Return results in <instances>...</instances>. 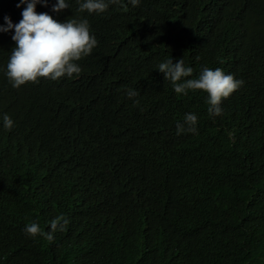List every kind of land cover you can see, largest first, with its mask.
<instances>
[{
    "label": "clouds",
    "instance_id": "obj_1",
    "mask_svg": "<svg viewBox=\"0 0 264 264\" xmlns=\"http://www.w3.org/2000/svg\"><path fill=\"white\" fill-rule=\"evenodd\" d=\"M143 1L2 0L0 10L6 12L0 23L4 76L17 89L39 81L76 80L84 63L92 62L88 81L67 100L66 110L69 130L89 148L105 134L106 122L143 104L140 93L151 96L152 115L162 119L170 135L182 117L167 110L171 89L176 94L202 95L208 115L223 124L218 132L193 141L209 138L204 150L182 171L179 192L172 191L171 182L162 174L148 172L151 163L163 160L149 142L125 167L119 182L140 194L128 193L116 203L123 216L121 248L145 238L162 216L150 198L151 190L157 189L167 201L174 227L185 237L202 234L190 240L192 258L186 264H228V251L256 253L248 233L257 223L256 208L264 206V75L251 85L229 68L241 69L246 63L239 56L251 57L261 44L255 33H248L249 41L239 45L228 18L211 19L194 6L183 13L186 38L180 48L170 45L163 35L134 45L128 18ZM222 1L233 11L243 5L253 14L264 13V0ZM116 9H122L118 16ZM106 11L110 14L101 20ZM104 57L118 60L114 72L104 73ZM159 98L167 101L154 104ZM197 123L194 113L186 114L183 124L176 125V134H196ZM3 126L14 127L8 115L3 116ZM223 135L232 139L230 144L214 142ZM106 139L111 142L109 133ZM51 186L65 187L60 178L52 180ZM201 194L218 200L225 210L214 205L212 209ZM68 224L59 215L50 221L49 232L42 231L37 222L26 225L24 231L51 242L53 234L65 231Z\"/></svg>",
    "mask_w": 264,
    "mask_h": 264
},
{
    "label": "trees",
    "instance_id": "obj_2",
    "mask_svg": "<svg viewBox=\"0 0 264 264\" xmlns=\"http://www.w3.org/2000/svg\"><path fill=\"white\" fill-rule=\"evenodd\" d=\"M194 6L206 11L211 19L228 18L239 45L249 41L248 33H255L261 44L256 54L239 56L246 64L229 70L251 85L260 82L264 75V13L253 14L243 5L233 11L222 0H144L128 18L132 43L138 45L163 35L170 45L180 48L186 38L183 13ZM115 13L120 15L122 9ZM109 14L104 12L101 20ZM5 15L0 10V23ZM103 61L104 73H112L119 66L112 57H104ZM91 66L92 62H85L76 80L39 81L17 89L7 81L0 62V264H104L108 260L112 261L107 264H186L192 258L190 240L202 234L182 235L157 189L151 190L150 198L162 216L145 232V238L121 248L123 216L116 203L126 194L138 195L140 191L119 180L125 167L149 142L163 160L151 163L148 172L162 174L171 182L172 191L179 192L182 171L204 150L209 138L193 141L218 132L223 121L208 115L199 93L176 94L172 88L167 110L182 117L174 123L171 136L162 119L152 115L148 102L151 96L140 93L143 104L114 122H106L105 134L89 148L69 130L66 110L67 100L88 81ZM165 101L159 98L153 103L161 105ZM188 113L198 118L197 133L178 136L176 125L183 124ZM4 115L14 122L11 130L3 126ZM108 133L111 142L106 139ZM231 141L228 135L214 139L218 145ZM67 176L70 179H65ZM58 178L64 189L51 186ZM200 198L212 209L225 210L211 196L201 194ZM256 210L257 223L248 233L256 253L228 251V264H264V206ZM59 215L65 216L69 224L65 231L57 230L51 242L40 235L32 238L24 231L26 225L37 222L42 231L49 232L50 221Z\"/></svg>",
    "mask_w": 264,
    "mask_h": 264
},
{
    "label": "bare ground",
    "instance_id": "obj_3",
    "mask_svg": "<svg viewBox=\"0 0 264 264\" xmlns=\"http://www.w3.org/2000/svg\"><path fill=\"white\" fill-rule=\"evenodd\" d=\"M195 2H196V1H195ZM239 12H240V11H239ZM199 105H200V104H199ZM199 109H200V108H199ZM202 109H203V108H202ZM203 111H204V110H203ZM203 111H202V112H203ZM204 113H205V111H204ZM204 115H205V114H204Z\"/></svg>",
    "mask_w": 264,
    "mask_h": 264
}]
</instances>
